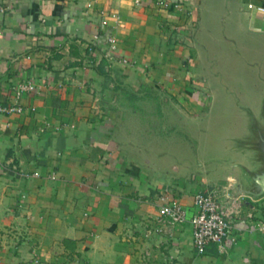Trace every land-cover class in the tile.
I'll list each match as a JSON object with an SVG mask.
<instances>
[{
	"label": "crops",
	"instance_id": "obj_1",
	"mask_svg": "<svg viewBox=\"0 0 264 264\" xmlns=\"http://www.w3.org/2000/svg\"><path fill=\"white\" fill-rule=\"evenodd\" d=\"M155 1L0 0V104L33 83L23 112L0 113V264H264V194L241 193L236 169L186 182L148 156L144 98L199 111L202 0H182V13ZM237 5L264 21V0ZM197 190L239 207L224 243L202 253L189 221L157 214L161 193L191 209Z\"/></svg>",
	"mask_w": 264,
	"mask_h": 264
},
{
	"label": "rangeland",
	"instance_id": "obj_2",
	"mask_svg": "<svg viewBox=\"0 0 264 264\" xmlns=\"http://www.w3.org/2000/svg\"><path fill=\"white\" fill-rule=\"evenodd\" d=\"M238 1L202 0L199 7L198 75L190 81L199 111L188 115L175 97L144 98L148 156L164 175L192 182L187 178L236 169L249 182L244 166L257 167L254 141L258 129L264 131V21L252 25Z\"/></svg>",
	"mask_w": 264,
	"mask_h": 264
},
{
	"label": "built area",
	"instance_id": "obj_3",
	"mask_svg": "<svg viewBox=\"0 0 264 264\" xmlns=\"http://www.w3.org/2000/svg\"><path fill=\"white\" fill-rule=\"evenodd\" d=\"M155 6L165 12L187 11L182 0H156ZM254 8L264 15V5H256ZM174 29L177 30L178 27L175 26ZM114 41L113 37L108 38L110 44ZM32 90L33 83L29 80L15 84L12 87L11 104H0V113L23 112L21 99ZM30 109L34 110V108ZM35 175L37 173H33V176ZM50 177L54 179L55 175L51 174ZM159 201L157 214L160 220L170 225L189 221L192 227V242L198 253H202L210 243H215L219 247L224 243L232 232L233 219L239 210L236 200L228 199V203L223 202L217 190L195 191L192 195L191 209L176 197L168 199L165 193L159 195ZM260 228L264 231V223Z\"/></svg>",
	"mask_w": 264,
	"mask_h": 264
},
{
	"label": "water",
	"instance_id": "obj_4",
	"mask_svg": "<svg viewBox=\"0 0 264 264\" xmlns=\"http://www.w3.org/2000/svg\"><path fill=\"white\" fill-rule=\"evenodd\" d=\"M254 146L258 151L259 166L255 171L245 168L250 180L243 181L240 176L239 184L242 187L241 193L258 197L264 194V131L258 129Z\"/></svg>",
	"mask_w": 264,
	"mask_h": 264
}]
</instances>
